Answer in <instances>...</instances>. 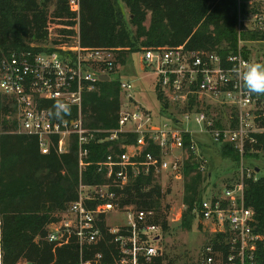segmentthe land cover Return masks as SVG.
Returning <instances> with one entry per match:
<instances>
[{
  "label": "built area",
  "instance_id": "obj_1",
  "mask_svg": "<svg viewBox=\"0 0 264 264\" xmlns=\"http://www.w3.org/2000/svg\"><path fill=\"white\" fill-rule=\"evenodd\" d=\"M66 2L80 19L82 0ZM238 5L239 33L248 26L263 31L264 0H238ZM244 5L248 14L242 12ZM243 42L240 38L237 52L226 58L217 51L190 50L183 45L145 49L140 68L152 75L156 89L170 107L165 113L161 111V119L157 118L137 98L135 80L118 79L119 127L110 130L85 127L82 105L85 93L94 91L98 82L104 81L101 75L113 71L112 50L82 44L59 48L31 44L0 59V92L16 105L19 131L36 136L43 154L54 151L64 155L74 143L78 147V198L47 227L45 239L53 244L54 251L75 245L78 264H157L164 256L162 224L155 220L153 210L122 206L120 199L126 187L142 174L153 171L156 178L160 174H183L190 149L199 158V147L208 140L207 143L229 142L235 146L241 156L240 174L232 186L225 187L223 199L206 197L194 207L199 225L206 228L211 222L219 232L228 233V253L207 243L191 264H257L256 253L259 243L264 245V233L255 230L254 211L245 204L246 180L254 178L255 172L246 163V153H264V140L259 137L264 135V107L260 106L259 96L249 94L232 71L240 62H252L244 54ZM98 63L105 64V68H95ZM57 98L70 103L71 108L77 107L78 115L63 120L50 116L52 107L44 104H55ZM101 132L108 133L101 141L117 140L121 134H137V138L135 142L120 144L122 152L99 162V170H106L108 181L90 185L83 182L82 172L90 164L88 146L98 141ZM151 147L159 148L160 154L147 151ZM0 264H6L1 213ZM23 264L39 263L24 260Z\"/></svg>",
  "mask_w": 264,
  "mask_h": 264
},
{
  "label": "trees",
  "instance_id": "obj_2",
  "mask_svg": "<svg viewBox=\"0 0 264 264\" xmlns=\"http://www.w3.org/2000/svg\"><path fill=\"white\" fill-rule=\"evenodd\" d=\"M122 3L129 9V22L124 16ZM51 4L54 5L53 10ZM242 12L249 13L246 5ZM149 14L150 24L147 26L145 22ZM238 19V0H82L80 19L69 10L66 0H0V59L14 51L29 48L33 41H46L54 27H59V36L65 37L66 41L77 34L85 47L114 50L122 63L128 59L127 54L131 56L143 47L182 44L190 50L217 51L226 58L230 53L237 52L240 38L248 43L264 42V30L248 26L240 34ZM70 30H74L75 35H71ZM244 54L250 56L247 46ZM158 92L162 97V93ZM2 96L1 112H15V103L11 101L7 104L8 97ZM53 105L49 102L44 104L52 108ZM167 107L168 104H165L161 108L162 113ZM120 109L118 79L99 81L97 89L84 95V125L89 129L118 128ZM77 115V107H72L71 113L64 119ZM8 122L3 121L2 129L7 133L0 134V213L3 217L5 262L17 264L20 259H25L39 264L53 261L55 264H78L79 253L75 245L54 251L53 244L45 239L48 225L59 218L71 201L78 198L80 170L77 144H73L68 154L58 155L54 151L43 154L36 136L8 132L18 125V119L13 126ZM107 135L105 132L98 133V141L96 139L88 146L87 161L90 164L82 172V180L86 184L107 182L106 170L100 171L98 163L105 161L110 154L122 152L120 144L135 142L137 138V134H121L117 140L101 141ZM259 137L264 140V135ZM186 145L190 146L188 142ZM219 145L221 155L239 166L241 156L235 146L229 142ZM147 151L160 154L156 147ZM190 153V160L184 167L187 209L181 220V227L186 230L193 227L195 204L206 198L204 191L199 190L205 179L200 169L204 159L196 158V152L191 149ZM246 157L264 159L249 151ZM193 171L197 172L191 175ZM162 192L161 184L151 171L134 179L124 190L120 202L122 206L134 205L139 209L157 211ZM245 204L254 211L257 220L255 230L264 233V176L246 180ZM158 217L155 220L167 232L168 221ZM227 235V232H220L211 239L214 247L225 254L229 251L225 243ZM256 255L257 264H264L263 243H259ZM163 262L174 264L165 253L157 264Z\"/></svg>",
  "mask_w": 264,
  "mask_h": 264
},
{
  "label": "rangeland",
  "instance_id": "obj_3",
  "mask_svg": "<svg viewBox=\"0 0 264 264\" xmlns=\"http://www.w3.org/2000/svg\"><path fill=\"white\" fill-rule=\"evenodd\" d=\"M121 7L123 9L126 21L129 22V9L123 3L121 4ZM50 8L51 10H53L54 5L51 4ZM150 17L151 15L149 14L145 22L147 26H149L150 24ZM77 27L80 28V25L78 24ZM57 28H53L52 35L50 36V38L46 39V41H33L30 43V45L49 44L59 48L64 44H68L69 47H73L72 45L81 44V39L77 34H74V30H70V33L71 35L75 36L72 37L70 41H66L64 40L65 37L62 38L59 36V27ZM243 44L248 47L252 62L264 63V42L248 43L244 41ZM182 45L185 46V44ZM182 45L166 46L178 48ZM147 48L149 47H143L139 50V52L132 53L131 56L127 54L126 58L128 59L125 63L120 62L117 58L118 54L114 50H112V57L115 58V67H113V71H110L109 76H112L116 79L129 78L135 80L137 98H140V100L144 102V104H146L153 110L156 117L161 119V108L166 104L165 97H161L159 95V92L156 89L155 85L156 82L153 80L152 75L146 74L140 68L142 51ZM95 68H98V70H103L105 68V64H95ZM2 95L3 94L0 92V100H2ZM259 97L260 106L264 107V95H260ZM9 102H11L9 99L6 100L7 104ZM169 107L170 106H168L167 108ZM15 120H17L16 111H10L8 114H3L0 109V134L7 133L5 131H2L3 121H9L8 124H11L13 126L15 124ZM8 132L12 134H23L19 131L18 125L14 126ZM207 142L208 140L205 142L206 144L204 146L199 147L201 157H203L204 159V161L202 160L201 165L203 166V168L201 167L200 169L203 172V177H205L204 181L201 182L199 186V190L204 191V197L223 199V192L225 187L232 186V184H234L238 180L240 174L239 166L234 164L235 162L233 163L231 159L221 155L219 145ZM259 155L264 157L263 152ZM246 163L251 168H254V179H258L259 177L264 176V159H247ZM256 167L260 169L257 171ZM196 172L197 171L191 172V175L196 174ZM162 175L160 174L159 177L156 178V181L161 184L163 191L162 197L159 201L160 208L157 211L155 209L151 210L155 212L156 217L159 216V220H167L169 224V229L164 233V239L162 242L164 253L170 257V260H172L174 264H191L198 259L199 253L204 248V246L207 243H212L211 239L220 233L219 228H217V226H215L211 222H208L206 224V228L203 226H199V223L195 217L192 229H183L181 227V220L187 209L184 199L186 195L187 178L186 176H184V173L178 177L171 174H164V176ZM191 175L188 176V178L191 177ZM190 193L191 191L187 192V194ZM193 215L195 216V214ZM24 260L25 259H20L19 261L22 263H19L18 261L17 264H23Z\"/></svg>",
  "mask_w": 264,
  "mask_h": 264
},
{
  "label": "clouds",
  "instance_id": "obj_4",
  "mask_svg": "<svg viewBox=\"0 0 264 264\" xmlns=\"http://www.w3.org/2000/svg\"><path fill=\"white\" fill-rule=\"evenodd\" d=\"M232 71L236 73L249 94L264 95V63L240 62ZM71 113V104L57 98L49 115L63 120Z\"/></svg>",
  "mask_w": 264,
  "mask_h": 264
},
{
  "label": "water",
  "instance_id": "obj_5",
  "mask_svg": "<svg viewBox=\"0 0 264 264\" xmlns=\"http://www.w3.org/2000/svg\"><path fill=\"white\" fill-rule=\"evenodd\" d=\"M101 79L104 80V81H108V80H110V76L104 74V75H101ZM257 171H258V169H257Z\"/></svg>",
  "mask_w": 264,
  "mask_h": 264
},
{
  "label": "crops",
  "instance_id": "obj_6",
  "mask_svg": "<svg viewBox=\"0 0 264 264\" xmlns=\"http://www.w3.org/2000/svg\"><path fill=\"white\" fill-rule=\"evenodd\" d=\"M260 96V95H259ZM260 98V97H259Z\"/></svg>",
  "mask_w": 264,
  "mask_h": 264
}]
</instances>
